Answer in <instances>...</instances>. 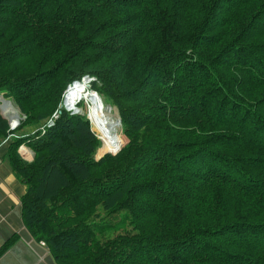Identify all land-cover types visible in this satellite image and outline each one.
I'll use <instances>...</instances> for the list:
<instances>
[{
    "label": "trees",
    "instance_id": "16d2710c",
    "mask_svg": "<svg viewBox=\"0 0 264 264\" xmlns=\"http://www.w3.org/2000/svg\"><path fill=\"white\" fill-rule=\"evenodd\" d=\"M84 75L126 139L99 158L59 107ZM0 93L23 222L59 264H264V0H0Z\"/></svg>",
    "mask_w": 264,
    "mask_h": 264
},
{
    "label": "crops",
    "instance_id": "0c3cea01",
    "mask_svg": "<svg viewBox=\"0 0 264 264\" xmlns=\"http://www.w3.org/2000/svg\"><path fill=\"white\" fill-rule=\"evenodd\" d=\"M0 114L9 122L11 112L2 109ZM15 135L14 131L0 135V264H59L46 243L36 239L23 222L21 198L26 183L15 172L8 156L9 143ZM24 145L31 153L32 149ZM18 149L21 150L20 146Z\"/></svg>",
    "mask_w": 264,
    "mask_h": 264
},
{
    "label": "rangeland",
    "instance_id": "374dc122",
    "mask_svg": "<svg viewBox=\"0 0 264 264\" xmlns=\"http://www.w3.org/2000/svg\"><path fill=\"white\" fill-rule=\"evenodd\" d=\"M86 80L85 81H82V82H85V86H84V83H82V85L85 87V89L81 92V95H80V97H81V99H80V101H78V103L76 104V107L74 108V110H72L73 112L74 111H78V112H74V113H79V114H85L86 113V116L89 118V105H88V102H87V100L84 98V96L88 93V92H92L93 90H92V88L90 87V84H91V79H93V77H91V76H89V75H86ZM87 87V88H86ZM86 91V92H85ZM93 92H95V91H93ZM1 94V93H0ZM95 94H97V93H95ZM98 95V94H97ZM99 97V96H98ZM100 98V100L102 101V99H101V97H99ZM7 99V98H6ZM10 100V104H11V106L13 107V109L15 110V112H16V114L17 115H15L16 116V118H14L16 121H18V123L16 124V125H18L19 123H20V120H21V118L22 117H24V115H22L21 114V110L19 109V107L14 103V101H13V99H9ZM103 103V102H102ZM48 104H49V101L48 100H46V102L44 103V104H42V105H38L39 106V108L41 109V110H43L44 112H46V109L48 108L47 106H48ZM109 104V105H108ZM111 105V106H110ZM77 106H81L82 107V110H80V109H78L77 108ZM1 110H2V107H1V105H0V112H1ZM67 110H69V109H67ZM70 110V111H71ZM103 110H105V114H103V116H102V119H104V125L106 126V127H108V129L109 130H111L112 132H114L115 134H116V138L118 139V133H119V136H121V139H122V143H121V145L123 144V142L126 140L125 139V137L123 136V134H122V132H121V124L119 125V123H118V121H117V117H120L119 116V114H118V110H117V108L114 106V105H112L110 102H107L106 104L104 103L103 104ZM9 112H11L12 113V117L14 116V112H12V111H9ZM72 112V113H73ZM108 114V115H107ZM5 118H6V116H5ZM7 119V118H6ZM29 118H25L24 119V122H28L29 120H28ZM121 119V118H120ZM13 120V119H12ZM28 120V121H27ZM115 121H117V125H116V122ZM89 122H90V126H91V129L95 132V134L99 137V139H100V143L97 145V147H96V149H95V151H94V157L95 158H99L100 156H102V155H104L105 153H108V152H112V153H114V152H116L119 148H120V146H118V148L116 149V150H114V151H112V150H109V149H113V147L112 148H109V149H107L108 151H105L106 150V148L103 146V144H102V141H101V138H100V133H99V131H97V129H95L94 128V126H93V122H92V120L91 119H89ZM33 123H35V122H33ZM32 123V124H33ZM8 126H9V122H8ZM9 128H10V126H9ZM29 130L30 129H33V128H28ZM118 142H120L119 141V139H118ZM18 152H19V154H20V156L23 158V159H25V160H27V161H30L32 158H33V156H34V152L32 151L31 153H29L25 148H23L21 151L18 149ZM99 152H100V154H99ZM28 158V159H27ZM119 230H117V232H118ZM116 231H114L113 233H115ZM106 234V232H99V234L98 235H100L101 237H100V239H104L105 237H107V235H105Z\"/></svg>",
    "mask_w": 264,
    "mask_h": 264
},
{
    "label": "bare ground",
    "instance_id": "6f19581e",
    "mask_svg": "<svg viewBox=\"0 0 264 264\" xmlns=\"http://www.w3.org/2000/svg\"><path fill=\"white\" fill-rule=\"evenodd\" d=\"M82 83L84 82L74 81L66 87V90L64 91L62 102H61V105L63 108L74 110V108L76 107V104L81 99L80 97L81 92L85 89ZM95 93L96 92H93V91L88 92L84 96V98L87 100L88 105H89V113H88L89 119L92 120L94 128L97 129V131H99L102 144L106 148L105 151H108L107 149L112 148V147L113 149H109V150H116L118 146L120 145V142L117 141L116 134L114 133L115 131L112 132L111 130L108 129V127L104 125L103 123L104 119H102V116L103 114H105L104 113L105 110H103L102 101L100 100L98 95ZM0 105L2 109L14 112V116H13V124H14L15 123L14 118H16L15 116L16 112L11 106V104L9 103V101H7V99L5 98L2 99V95H0ZM77 108L82 110L81 106H77ZM117 121H115L116 125H117Z\"/></svg>",
    "mask_w": 264,
    "mask_h": 264
},
{
    "label": "built area",
    "instance_id": "2783aa9c",
    "mask_svg": "<svg viewBox=\"0 0 264 264\" xmlns=\"http://www.w3.org/2000/svg\"><path fill=\"white\" fill-rule=\"evenodd\" d=\"M12 119H13V117L9 120V123H10L9 125H10L11 128H14V127L16 126V124L18 123V121L15 120V123L13 124V120H12ZM51 123H52V119L50 118V119H48V121L46 122V124L49 125V124H51ZM15 136H16V135H15ZM19 146H20V149H21V150H22L23 148H25V145H24V144H20ZM21 150H20V151H21ZM42 243H45V241L42 240Z\"/></svg>",
    "mask_w": 264,
    "mask_h": 264
},
{
    "label": "water",
    "instance_id": "95a60500",
    "mask_svg": "<svg viewBox=\"0 0 264 264\" xmlns=\"http://www.w3.org/2000/svg\"><path fill=\"white\" fill-rule=\"evenodd\" d=\"M86 76V75H85ZM87 79V78H86ZM96 92V91H95ZM98 96L100 97V95L98 94ZM3 99V98H2ZM7 101H9L10 102V100L9 99H7ZM59 107L61 108L62 107V105H61V103L59 104ZM58 111H60V109H58ZM71 112H73V111H71ZM12 114V113H11ZM17 115V114H16ZM118 118V122H119V124H121V119H120V117H117ZM89 119V118H88Z\"/></svg>",
    "mask_w": 264,
    "mask_h": 264
}]
</instances>
